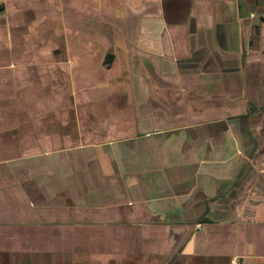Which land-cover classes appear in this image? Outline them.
Returning <instances> with one entry per match:
<instances>
[{
  "label": "crops",
  "instance_id": "obj_1",
  "mask_svg": "<svg viewBox=\"0 0 264 264\" xmlns=\"http://www.w3.org/2000/svg\"><path fill=\"white\" fill-rule=\"evenodd\" d=\"M263 166L264 0H0V264H264Z\"/></svg>",
  "mask_w": 264,
  "mask_h": 264
},
{
  "label": "built area",
  "instance_id": "obj_2",
  "mask_svg": "<svg viewBox=\"0 0 264 264\" xmlns=\"http://www.w3.org/2000/svg\"><path fill=\"white\" fill-rule=\"evenodd\" d=\"M251 18H254V16H251ZM263 168H264V166H263Z\"/></svg>",
  "mask_w": 264,
  "mask_h": 264
}]
</instances>
